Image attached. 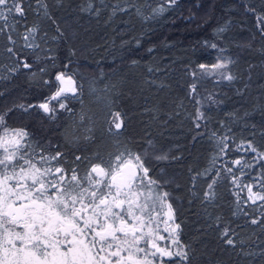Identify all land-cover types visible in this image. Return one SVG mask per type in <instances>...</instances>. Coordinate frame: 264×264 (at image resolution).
Listing matches in <instances>:
<instances>
[{
    "label": "trees",
    "instance_id": "16d2710c",
    "mask_svg": "<svg viewBox=\"0 0 264 264\" xmlns=\"http://www.w3.org/2000/svg\"><path fill=\"white\" fill-rule=\"evenodd\" d=\"M41 3L47 15L37 0H24L25 15L16 17L15 30L0 32V136L13 129L26 130L28 138L39 134L36 153L60 151L63 166L78 167L81 175L90 163L125 151L139 154L168 193L190 264H264V223H250L264 218V207L245 203V191L238 206L236 188L220 170L222 157L241 155L231 151L236 142L251 141L264 153V0ZM161 7L163 12L154 11ZM32 26L37 31L28 43L38 47L30 48L25 32ZM24 60L31 69L22 67ZM221 60L232 61L225 70L233 80L199 81L194 75V67ZM60 72L72 76L77 88L61 101L67 109L53 101L52 118L39 108L14 107L44 102L57 91ZM194 84L210 89L215 100L200 107L199 128ZM115 113L123 124L109 131ZM225 136L226 154L218 156V140ZM160 155L169 159L157 160ZM76 156L88 159L77 162ZM261 172L264 160L250 168L255 177ZM213 180L215 198L205 200ZM225 227L235 233L234 245L221 235Z\"/></svg>",
    "mask_w": 264,
    "mask_h": 264
},
{
    "label": "snow or ice",
    "instance_id": "6c2138e0",
    "mask_svg": "<svg viewBox=\"0 0 264 264\" xmlns=\"http://www.w3.org/2000/svg\"><path fill=\"white\" fill-rule=\"evenodd\" d=\"M168 2L177 4V0ZM37 3L47 15V5L41 0ZM154 11L163 12L164 8ZM24 15V0H0V21L3 22L0 32L14 31L16 17ZM260 19L264 21V17ZM36 31V26L26 29L27 47H38L28 43ZM8 39L12 40L10 34ZM21 63L25 69L32 67L26 60ZM229 63L232 61L221 60L212 68L223 69ZM44 71L40 70L41 73ZM36 75L33 73L32 78ZM55 79L60 87L44 102L14 107L25 112L39 108L54 118L57 108L51 106L52 102L56 101L59 109H67L61 101L68 98V93L77 94L71 76L60 72ZM224 79L231 81L234 77L228 74ZM43 83L48 84V81ZM200 117L202 114L198 119ZM3 121L4 116L0 114V126ZM109 123L112 126L109 131L113 127L121 129L120 113H115ZM196 127H200L199 123ZM28 137L29 133L24 129H13L10 133L5 130L0 136V264H190L189 246L179 240L181 225L174 222L172 205L167 203L168 193L159 192L160 183L149 175L150 169L139 154L125 151L106 162L90 163L81 175L78 167L63 166L64 153L60 151L46 155L43 149L39 153L33 149L30 154ZM228 140L227 136L218 140V156L226 154ZM245 145L248 150L257 151L251 141H241L239 147ZM82 159L88 158L75 157L77 162ZM156 159L168 160L169 157L160 155ZM258 159L264 160V153H259ZM232 163L237 166L240 176L231 167H226L225 171L240 192L247 191L244 202L253 205L260 202L264 207V172L253 182L243 184L241 177L248 175L245 169L252 168V163L243 159ZM215 183L213 180L208 185L205 200L215 198ZM256 187L259 191H254ZM236 195L239 206L241 198L239 193ZM165 204L168 209L164 228L167 237L159 234V222L154 217L157 207L163 208ZM250 223H264V218H251ZM230 233L232 230L225 227L221 235L227 237L228 245H234ZM166 239H170L171 244L161 246L159 241Z\"/></svg>",
    "mask_w": 264,
    "mask_h": 264
},
{
    "label": "rangeland",
    "instance_id": "374dc122",
    "mask_svg": "<svg viewBox=\"0 0 264 264\" xmlns=\"http://www.w3.org/2000/svg\"><path fill=\"white\" fill-rule=\"evenodd\" d=\"M220 62V61H218ZM218 62H215L214 64H210V65H204V68H201L200 65L196 66L193 68V73L195 76H197V79L199 81H201L204 77H208V78H212L214 80H223L224 76L227 75L225 68L223 69H213L212 65L217 64ZM57 83V82H56ZM58 85V84H57ZM193 86H195V90L193 91ZM190 92L191 95L193 96L197 107H198V111H197V115L195 117V122L194 124L196 125L197 123L200 124V118L198 119V116H200V107L203 104H210V103H214L215 100L213 98V94L212 91L210 89L207 88H198L196 89V84L191 85L190 86ZM114 117H112L113 119ZM111 119V120H112ZM39 134H34V137L28 138L27 139V143L31 145V148H29V153H32V150H36V147H39V145H41L40 141L41 138L38 137ZM36 136V137H35ZM8 137H5V139H7ZM241 145V141L236 142L234 144H232L231 146V151H238L241 152V155L237 158L234 159H226L225 157H222L223 159L221 160V169L222 172L224 174H227V172L225 171L226 167H231L233 168V171L235 172V174L237 176H240V172L237 170V166L233 165V161L237 160V159H243L246 160L250 163H252V165L257 162V161H262L258 159V155L260 152L256 151V152H252L250 150L247 149V145H245L244 147H239ZM225 154H222V156H224ZM245 172L248 174L246 177H241V181L243 184H248L254 181V179L256 178L255 176H253L250 173V169H245ZM228 175V174H227ZM232 181V177L230 175H228ZM232 186L234 188H236L233 183ZM254 191H257L254 188ZM159 192L164 193L161 189H159ZM235 192L240 193L239 189H235ZM245 193L247 195V191L245 190ZM168 203V202H167ZM168 209H167V205L165 204L163 208H160L159 206L157 207V212L154 213V217L155 219L159 222V234L163 235L165 237H167V233L164 232V228L166 227L165 224V220L167 219L166 217V213H167ZM159 243L161 244V246H166V245H170L171 244V240L170 239H166L164 241H159Z\"/></svg>",
    "mask_w": 264,
    "mask_h": 264
},
{
    "label": "water",
    "instance_id": "95a60500",
    "mask_svg": "<svg viewBox=\"0 0 264 264\" xmlns=\"http://www.w3.org/2000/svg\"><path fill=\"white\" fill-rule=\"evenodd\" d=\"M58 74V73H57ZM56 74V75H57ZM67 76H70V75H67ZM72 77V76H71ZM72 79L74 80V78L72 77ZM75 81V80H74ZM57 83H58V87H60V83L57 81ZM113 117H114V115H113Z\"/></svg>",
    "mask_w": 264,
    "mask_h": 264
}]
</instances>
